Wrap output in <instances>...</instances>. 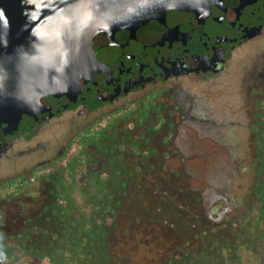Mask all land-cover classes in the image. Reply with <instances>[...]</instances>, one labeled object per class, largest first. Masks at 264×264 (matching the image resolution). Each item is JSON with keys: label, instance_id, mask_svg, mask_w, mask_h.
Masks as SVG:
<instances>
[{"label": "flooded vegetation", "instance_id": "1", "mask_svg": "<svg viewBox=\"0 0 264 264\" xmlns=\"http://www.w3.org/2000/svg\"><path fill=\"white\" fill-rule=\"evenodd\" d=\"M0 264H264V17L0 142Z\"/></svg>", "mask_w": 264, "mask_h": 264}, {"label": "water", "instance_id": "2", "mask_svg": "<svg viewBox=\"0 0 264 264\" xmlns=\"http://www.w3.org/2000/svg\"><path fill=\"white\" fill-rule=\"evenodd\" d=\"M263 17L264 0H0V142L192 46L220 53Z\"/></svg>", "mask_w": 264, "mask_h": 264}]
</instances>
